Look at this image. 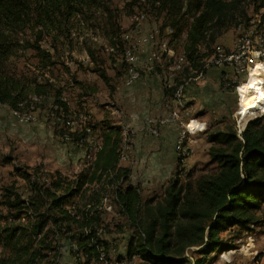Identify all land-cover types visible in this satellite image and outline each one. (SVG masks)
Segmentation results:
<instances>
[{
    "label": "trees",
    "instance_id": "1",
    "mask_svg": "<svg viewBox=\"0 0 264 264\" xmlns=\"http://www.w3.org/2000/svg\"><path fill=\"white\" fill-rule=\"evenodd\" d=\"M110 1L0 0V104L19 109L21 103L29 106L35 103L34 97L41 102L53 93L49 112L62 123L63 137L67 135L80 145L88 142L89 128L99 132L95 150L87 149L91 157L78 173L25 166L15 169L13 181L0 186V264H67L66 251L73 256V264H102L110 250L104 234L112 232L106 223V202L114 205V212L123 219L117 232L132 233L125 259L138 257L150 264L191 263L187 254L204 246L199 252L205 258L195 263L201 264L209 253L229 248L222 233L233 227L243 233L260 224L257 210L264 203V117L252 120L240 135L221 133L220 141L229 146L210 148L211 160L217 164L214 173L200 177L193 186L175 179L158 201L145 199L141 186L131 183V169L120 164L126 136L121 125L108 119L97 123L89 119L87 127L72 132L66 125L68 103L50 77L17 75L3 67L19 48L33 50L40 68L55 65L50 48L56 52L61 39L69 40L76 19L81 18L89 26L103 25L109 47L121 49L122 28L115 21ZM190 2L184 9V0H156L154 16L162 18V27L173 29L174 40L182 39L186 32L183 53L188 68L199 72L204 59L214 52L203 53L201 46H211L248 17L240 9L243 0ZM253 8L254 14H259L264 0H254ZM28 29L33 37L20 39ZM45 38H51L48 48L42 45ZM87 51L94 58L90 47ZM99 72L109 85L110 77ZM77 84L83 86L82 81Z\"/></svg>",
    "mask_w": 264,
    "mask_h": 264
},
{
    "label": "rangeland",
    "instance_id": "2",
    "mask_svg": "<svg viewBox=\"0 0 264 264\" xmlns=\"http://www.w3.org/2000/svg\"><path fill=\"white\" fill-rule=\"evenodd\" d=\"M184 1L186 3L184 9H186L185 5L188 6L191 3L190 1L194 0ZM110 2L112 9L115 11L117 19L115 21H118L122 28L121 32L130 26L129 18L137 8H144L150 15L145 24L146 28L163 25L162 18L157 19L154 16L156 0H111ZM253 3L254 0H243L241 4L240 9L245 11L247 17L254 14ZM193 9L194 6L192 5L191 10ZM258 13L261 21L264 22V8H261ZM234 27H231L228 31L232 30L233 32ZM103 29V25L89 26L85 24L82 18L80 20L76 19L71 38L69 40L66 38L61 39L57 44L58 50L56 52L55 49L50 48L56 61L55 65L50 68H40L35 52L31 49L24 50L20 48L3 65L9 73L31 77L46 74L50 77L54 85L62 90V98L68 103L69 114L66 118L68 122L66 125L72 132L87 127L89 119L96 123L101 119H108L109 122H121L122 125L125 121L123 106L121 102L115 100L114 96L118 87H125L126 73L124 71L122 49L109 47ZM182 36L186 37V32ZM31 37L33 35L29 29L19 35L20 39ZM50 41L51 38H45L42 42L43 47L48 48ZM62 41H64V45ZM214 44L215 42L211 46L202 45L201 51L211 53ZM183 45V38L180 40L170 38L169 46L175 50L177 55L183 54ZM89 47L94 51V58H91L89 51H87ZM210 57L204 59V68L199 72L188 68V65L185 64L176 69L174 60L169 59L167 56H162L156 62L157 73L153 75L160 79L165 90L168 89L169 92L166 90V94L169 99L174 95L173 87L183 84L185 86L184 92H191L194 97L191 103L195 106V109L191 110V117H200L201 120H207L208 123L206 122V129L203 132L192 136L195 153L189 159L186 171L181 173V170L177 169V160L175 165L172 162L161 165L160 178L154 180L152 184L153 180L148 178L145 184V194L143 195L145 199L154 198L158 201L175 179H179V183L182 185L191 184L193 186L200 177L214 173L217 170V164L211 160L210 148L213 145L217 147L229 146L228 143L220 141L221 133L236 132L240 135L251 122L240 121L238 118L237 112L240 100L233 87L227 86L231 81V77L222 80L223 86L211 82L220 68L214 67L209 62ZM99 71H105L110 77L109 85L100 77ZM77 81H82L83 86L78 85ZM51 94L53 95V93ZM52 95L45 97L41 102H39V98L34 97L35 103L32 102L31 105L27 106L29 107L27 110L36 117L35 123H18L17 118L10 113L9 107L0 106V186L3 183L13 181L15 176L12 173L19 167L42 165L46 170H64L68 175H73L75 171L78 173L87 164L86 162L89 160L87 149L92 148L91 151L95 150L96 143L99 141L97 136L99 132H91L89 128L88 142L80 145L63 137L60 132L62 131V123L56 115L49 112L54 103ZM36 102L39 103L36 104ZM10 114L14 118L9 116ZM151 117L162 116L154 115ZM142 123L143 121L140 125L132 128L136 132L132 133L130 131V144L133 140H136L137 133L141 135L139 129ZM144 138L147 140L155 139L149 135H144ZM132 156L133 145L130 159ZM18 181L20 185L25 186L22 179L18 178ZM108 206L115 207L110 205V202H106L105 207ZM106 212L105 218L106 223L109 224L108 230L112 232L104 234L110 244V250L108 257L105 258L107 260L103 259L101 262L102 264H115L118 260L117 251L119 249V245L115 240L118 239L116 238L118 235L122 234H118L116 227L123 222V219L114 212V208ZM257 214L260 220L259 229L252 224L254 226H250L243 233H241L239 227H233L232 230L222 233L224 245L229 248L222 252H215L214 258L209 253L206 258L209 257L213 260L221 258L226 263L227 259L223 258V254L232 250L234 253L231 254L229 259H232L235 264H248L256 261H259V264H264V203L257 210ZM203 247L195 248L187 254L190 256L191 264L196 263V256L199 258L205 256L204 254L198 255ZM72 257L66 251L65 263L73 264ZM138 259V257L134 259L136 261L134 264H140Z\"/></svg>",
    "mask_w": 264,
    "mask_h": 264
},
{
    "label": "crops",
    "instance_id": "3",
    "mask_svg": "<svg viewBox=\"0 0 264 264\" xmlns=\"http://www.w3.org/2000/svg\"><path fill=\"white\" fill-rule=\"evenodd\" d=\"M234 35V31H228L215 41L214 47H232ZM182 38L185 39L186 37L182 36ZM228 77H232V70L230 68H220L219 71L217 70L215 78L211 82L217 85H222L224 84L222 80H225V78ZM114 96L115 100L121 102V105L123 106V109L125 111V121L123 122V125L121 124V122H113V124L121 125L123 130L128 128L132 133L136 132L132 128L134 126L140 125V123L144 121L145 118L154 115L164 116L170 110L176 108L173 97L169 99V96L166 94L165 89L161 85L160 79L155 77L151 73L143 74L141 78L135 81L132 85L125 84V87H118V90ZM183 98L185 103L189 107H191L193 111L195 109V106L191 103V101L194 100L192 93H188L187 91L184 92ZM9 116L13 117L11 114ZM196 119L206 125L207 120H201L200 117H196ZM128 126H130L131 128H129ZM139 131L141 132V135L137 133L136 140L132 141V158L127 161H123L120 159V163L122 166L131 169V183L139 184L142 188V195H144L145 184L148 178H150V180H153L151 184L154 182V180H158L160 178L161 165L170 162L175 165L176 154L174 152V147L178 137V130L173 125L165 126L162 128L161 136L157 138L154 137V140L145 139V133H143L141 128L139 129ZM188 162L189 161H187V166ZM60 171L64 174H67L64 170ZM76 172L77 171H75V173ZM152 177L153 179H151ZM107 209L108 207H106V210ZM255 228L259 229L260 226L258 225ZM131 235V231L127 230L125 233L118 235L116 237L118 239L114 237V239H116L115 241L119 245V249L117 251V258L121 257V259H118L115 264H134L136 262L134 261L136 257L132 260L125 259V256L127 254L128 242L131 238ZM193 249L195 248H192V250ZM198 255L201 256V254ZM214 256L215 255L213 253L212 258H214ZM198 258L199 257L196 256V259ZM138 261L140 262V264H150L141 259H138ZM186 264L191 263L188 262ZM201 264H225V260L221 258L213 260L207 257ZM248 264H259V261H256L255 263L249 262Z\"/></svg>",
    "mask_w": 264,
    "mask_h": 264
},
{
    "label": "bare ground",
    "instance_id": "4",
    "mask_svg": "<svg viewBox=\"0 0 264 264\" xmlns=\"http://www.w3.org/2000/svg\"><path fill=\"white\" fill-rule=\"evenodd\" d=\"M146 24V17H138L137 20L131 22L130 27L121 33L120 40L121 44L125 40V48H132L134 43V36H127V34H136L138 29L143 28ZM243 22L237 24L234 30H240ZM173 34V29L169 26V32L166 35V44L169 46L170 38ZM157 49H165V42L163 39H156ZM170 47V46H169ZM122 49V54L124 55V48ZM237 51H242V57H247L248 65H256V58L250 57V48H244V41H233L232 47L226 48L223 46H215L214 52L211 55L209 62L216 65L223 61H229L232 59V55ZM258 53L264 54V45L258 46ZM162 56L155 57V66L157 60H160ZM169 58V56H167ZM171 59V58H169ZM187 65L188 60L183 54L177 55L174 50V65L176 69H179L182 65ZM191 68V67H190ZM124 71L126 73L125 84L132 85L135 81L140 79V75H133V61H126L124 63ZM198 77V76H196ZM132 81V82H131ZM237 89V95L240 100L238 107V118L240 121H252L258 119L264 115V65L258 63L252 73H250L249 79L245 77L232 78L228 83ZM227 85V86H229ZM183 84L179 85L174 91L173 100L176 103L179 101L180 108H188V114L178 110L170 111V119L165 116L162 117H151V121H155L157 128H163L165 126H175V125H186L192 130H203L206 129V125L199 122L195 117H191V107H189L184 101V88ZM0 106H7L5 104H0ZM8 107V106H7ZM29 107L25 106V103L20 104L19 109H10V113L17 119H21V122H29V120L35 121L36 117L33 113L29 112L27 109ZM244 125V124H243ZM143 133H145V128H141ZM124 140L121 145V155L120 159L123 161L130 160L132 155V145L129 143L130 136L128 138L127 134L130 135L128 128L124 129ZM66 139H70L67 135ZM176 160L179 162V169L181 173L187 169V161L184 160L183 152H175ZM180 174V173H179ZM101 231V230H100ZM234 251L225 252L223 258L229 259L230 255ZM187 257L190 258L189 255ZM188 258V259H189ZM225 264H235L233 261H226Z\"/></svg>",
    "mask_w": 264,
    "mask_h": 264
},
{
    "label": "built area",
    "instance_id": "5",
    "mask_svg": "<svg viewBox=\"0 0 264 264\" xmlns=\"http://www.w3.org/2000/svg\"><path fill=\"white\" fill-rule=\"evenodd\" d=\"M149 16V13L144 10V8H137L129 18L130 24L133 20H137L138 17H146L147 22ZM234 31L235 35L233 41H244V48H250V57L256 58V65L258 63L264 65V54L258 53V46L264 45V22L261 21L259 14L248 16V19L243 21L241 29ZM167 32H169V26L162 27V25H155L151 28H146L145 25L143 28L138 29L136 34H127V36H134L133 47L125 48L124 40L121 44V48H124V63L126 61H133V75H140L141 78L143 74H156L157 66H155V57L157 56H169V58L174 60V49L166 44ZM156 39L164 40L165 49H157ZM256 65H248L247 57H242V51H237L232 55L231 60L220 62L214 65V67L230 68L232 70V78L245 77L249 79L250 73H252ZM229 86H231V84ZM234 91L237 92V89H234ZM175 105L176 108L172 110H178L188 114V108H180L178 100ZM170 111L164 115L168 119H170ZM16 121L22 123L21 119H16ZM35 122L36 121L29 120V123ZM175 127L178 130V137L174 147L175 152H183L184 160L189 161L195 153L192 136L203 132V130L189 129L187 124L175 125ZM140 128H145V135L155 138L161 136L162 128L156 127L155 121H151V116L144 119ZM128 131H130V129H128ZM91 154L92 152L88 153V159L91 157ZM107 210H112V207L108 206ZM226 261L233 260L227 259Z\"/></svg>",
    "mask_w": 264,
    "mask_h": 264
}]
</instances>
